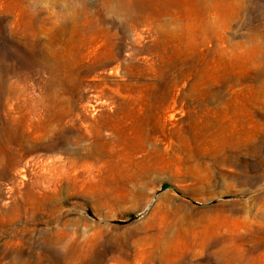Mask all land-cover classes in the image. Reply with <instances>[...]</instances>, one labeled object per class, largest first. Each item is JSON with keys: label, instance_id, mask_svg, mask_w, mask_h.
I'll use <instances>...</instances> for the list:
<instances>
[{"label": "rangeland", "instance_id": "obj_1", "mask_svg": "<svg viewBox=\"0 0 264 264\" xmlns=\"http://www.w3.org/2000/svg\"><path fill=\"white\" fill-rule=\"evenodd\" d=\"M0 264H264V0H0Z\"/></svg>", "mask_w": 264, "mask_h": 264}, {"label": "bare ground", "instance_id": "obj_2", "mask_svg": "<svg viewBox=\"0 0 264 264\" xmlns=\"http://www.w3.org/2000/svg\"><path fill=\"white\" fill-rule=\"evenodd\" d=\"M105 101H108V100L105 99ZM49 166L51 167L53 174L56 171H62L64 176H67L70 174V170L62 168L61 165L52 163V164H49ZM161 183H162V180L157 178L156 176L146 175L145 177L141 178L139 182H136L132 188H129V190L132 195H137L139 193H146V192L151 193V192H154L157 186L160 185Z\"/></svg>", "mask_w": 264, "mask_h": 264}]
</instances>
